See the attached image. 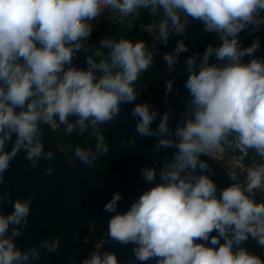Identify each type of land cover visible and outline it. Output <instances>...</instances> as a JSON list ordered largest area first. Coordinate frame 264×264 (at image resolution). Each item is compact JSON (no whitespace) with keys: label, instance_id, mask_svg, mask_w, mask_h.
<instances>
[{"label":"clouds","instance_id":"9594fccd","mask_svg":"<svg viewBox=\"0 0 264 264\" xmlns=\"http://www.w3.org/2000/svg\"><path fill=\"white\" fill-rule=\"evenodd\" d=\"M105 7L124 16L140 7H150L153 12L159 7L177 33L183 31V14L202 21L206 31L223 34L220 47L209 46L205 51L198 72L192 71L195 59L187 61L191 74L185 87L193 98L194 119L176 131L178 151L173 164L162 173L169 182L144 193L126 214L113 217L111 237L121 243L138 242L136 255L141 261L157 256L162 258L161 264H264L245 250L234 253L232 240L220 244V238L232 228L237 243L250 235L264 246V203L245 195V191L260 187L264 167L249 171L246 190L234 185L224 189L220 198L207 176H200L195 183L180 177L186 168L195 170L198 154L219 146L228 133L238 134L242 150L254 147L264 155V62H241L259 48V40L248 48L238 43L246 26L264 23L260 18L264 0H0V173L21 147L27 149L30 161L41 156L42 143H33L38 121L48 123L58 116L65 123L70 115L78 116L80 123L90 117L110 121L122 103L136 100L133 84L152 61L144 43L105 41L110 64L101 61L97 65L89 57L87 71L71 67L74 52L82 47L78 41L92 30L85 21L99 16ZM160 32L166 39L167 23L160 25ZM182 51L186 48L181 42L175 52ZM213 53L228 61L225 67L208 65ZM165 60L169 66L176 62L171 54H166ZM113 68L119 70L113 73ZM98 69L103 74L97 79L94 73ZM131 114L139 118L136 132L151 135L156 112H150L147 104H137ZM166 120L167 116L159 125L160 132L167 130ZM71 128L69 125L68 130ZM13 133L14 146L5 152ZM160 143L170 146L171 142ZM45 155L50 157L51 152ZM200 167L207 165L200 163ZM145 176L151 181L154 171L146 169ZM118 199L117 194L105 209L114 210ZM29 203L17 200L12 214L0 217V236L10 223L29 213ZM213 231L217 235H211ZM20 257L11 241L0 240V264H14ZM85 264H117V259L111 254L103 259L93 255Z\"/></svg>","mask_w":264,"mask_h":264},{"label":"water","instance_id":"95a60500","mask_svg":"<svg viewBox=\"0 0 264 264\" xmlns=\"http://www.w3.org/2000/svg\"><path fill=\"white\" fill-rule=\"evenodd\" d=\"M88 58L89 56L74 52L71 67L87 71ZM67 67L66 65L65 68ZM94 75L98 79L102 73L95 72ZM134 91L136 100L132 103H122L120 112L113 116V134L108 146V158L116 153L126 157V165L121 173L111 174L106 170L104 178L94 180L92 174L96 168L92 163L84 161L82 164H72L58 144L56 131L42 120L37 122L38 132L33 140L34 144L42 143L41 156L34 158V162L30 161L26 158L27 149L21 147L10 159L7 169L0 173V208L5 216L12 214L17 200L22 202L30 200L29 213L18 222L12 223L13 228H20L19 233L14 237L13 245L14 250L21 253V257L14 261V264L27 255H29V264H47V255L51 257L49 264H57L59 259L62 260L61 264H74L78 260V253L71 247L70 236L73 227L80 225L74 217L77 206L83 207L82 215L85 221L88 210L94 211L95 204L102 201L107 205L117 194L136 203L144 193L157 186L155 177L151 181L146 179L145 170L151 169L154 175L156 173L162 175L165 167L173 164L178 151L176 145L180 139L167 130L160 132L159 125L167 116L166 129L171 127L176 133L189 120L194 119L191 105L177 96L148 102L136 88ZM137 104H147L150 112H156L150 125L151 135L142 136L136 132L139 118L133 117L131 113ZM16 111L19 112L20 109L17 108ZM92 127L93 118L90 117L83 122V130L87 135ZM232 134L238 137L237 133ZM15 140L16 135L13 133L11 140L5 144V152L12 150ZM161 140L171 142L170 146L161 144ZM49 152L51 156L47 157L45 154ZM200 163H204L207 167L202 169ZM105 168L104 164L100 169L104 171ZM183 171L197 178L204 175L211 179L216 186L217 198H220L224 189L236 186L228 168L206 153L198 154L195 170L186 168ZM119 177L130 180L126 182L127 184L125 181L121 183L117 181ZM245 195L256 203H264L263 199L253 193L245 191ZM56 212L59 220L53 226ZM106 213L107 215H97L96 234H99L104 223L110 230V211L107 210ZM58 234L61 235L59 246L48 252L45 240L49 236L53 238ZM211 235L215 236L217 233L213 231ZM225 239L235 241L234 236L227 235L220 238V244L225 243ZM117 242L119 241L114 240L109 233L106 242L95 255L103 259L106 254L115 256L120 253L117 264H143L136 255L140 247L138 242L129 241L128 247L116 250L114 243ZM206 246L212 245L206 244Z\"/></svg>","mask_w":264,"mask_h":264},{"label":"trees","instance_id":"16d2710c","mask_svg":"<svg viewBox=\"0 0 264 264\" xmlns=\"http://www.w3.org/2000/svg\"><path fill=\"white\" fill-rule=\"evenodd\" d=\"M181 21L184 15L181 14ZM191 18V17H189ZM163 19L167 24H171V20L167 19L162 8L157 7L156 11L152 9L140 7L128 16L118 15L98 27L91 28L88 37L78 41L82 45L80 50L76 52L80 55L89 56L94 63L99 65L101 61H107L110 64L109 52L110 48L105 45V41L118 42L120 40H128L132 43L142 42L145 44L146 52L152 55V61L146 71L139 74L138 79L134 82L133 87L138 90L141 96L148 102H154L169 96H177L185 99L190 105L192 104V96L185 87L186 81L191 74L187 61L189 58L195 59V66L192 69L198 72L203 64V56L209 46L213 49L222 45V33L208 32L202 21L192 19L191 23L183 25V31L177 33L172 29L167 38L155 37L143 29V25L153 20ZM259 40V48L251 55L242 57L241 62L249 63L256 59L264 62V29L263 27L250 24L246 26L238 36V43L241 48L250 47L255 41ZM183 43L186 51L176 54L175 49L178 43ZM171 54L175 58V63L171 66L165 60V55ZM228 63L227 60H219L215 53L209 57L208 65H216L223 68ZM113 73L118 68L111 69ZM102 73L99 69L96 71ZM103 74V73H102ZM171 83V90H168V84ZM59 122V117L54 116ZM78 116L70 115L65 123L60 122V127L56 131L57 141L60 148L63 149L65 155L74 163H79L86 159H94L101 161L106 154L110 139L113 133V118L110 121L98 122L92 127L95 135H87L82 127L77 125ZM72 125L71 131L68 126ZM91 130V131H92ZM167 131L176 134L171 127H167ZM238 140V137H233ZM230 137H223L221 142H227ZM252 153L258 151L252 147L249 148ZM79 150L80 155H77ZM231 176L236 186L246 189L244 181V173L241 171H232ZM254 195V194H253ZM256 196V195H255ZM264 200V197H263ZM8 232H13V227L8 226ZM227 235L234 236L232 228L227 229ZM245 250L251 255H255L264 262L263 247L258 243L257 239L250 235L247 240L237 243L233 242V252Z\"/></svg>","mask_w":264,"mask_h":264},{"label":"flooded vegetation","instance_id":"af4514ba","mask_svg":"<svg viewBox=\"0 0 264 264\" xmlns=\"http://www.w3.org/2000/svg\"><path fill=\"white\" fill-rule=\"evenodd\" d=\"M113 134V133H112ZM111 140V139H110ZM109 146V145H108ZM109 156V150L107 148L106 154L103 157L101 161H95L94 159H83L79 163H74L71 161L72 164H82L84 161H89L92 163L93 167L96 168L93 171L92 178L94 180H97L98 178H104L106 176V170L107 172L111 174H119L124 170V166L126 165V157L123 156L122 154H114L113 157L108 158ZM105 164L106 168L100 169L103 165ZM167 166L165 167L164 171L166 170ZM154 177L157 179V185L159 184H166L169 181L166 179L162 178V175L155 174ZM180 177L186 180H191L193 183H195L196 179H198L196 176L187 173L186 171H181L180 172ZM130 179H122V178H117L118 182L125 183L128 182ZM156 183V182H155ZM127 184V183H126ZM156 187V185H155ZM127 189V188H126ZM124 197L120 196L119 199L115 203L114 210L110 211V220L115 217L116 215H123L126 214L134 204L133 200L130 199H124ZM106 204L104 202H99L94 205V211L88 210L86 220H83V207L77 206V209L75 211L74 217L78 220L80 225H76L73 227V231L71 232V247L73 250L78 253V260L75 262H80L81 261V256L82 255H88L89 259L95 255L96 251L101 248L104 243L106 242L107 236L110 233V230L108 227L104 224L101 225L100 232L99 234H96V221H97V215H107L106 209H105ZM59 220V216L56 212L55 214V219L53 226L56 225V223ZM20 230V228L18 229ZM61 235L58 234L55 237L51 238L50 236L45 240V245L47 247V251L49 252L50 250L55 249L56 247L59 246V241H60ZM130 245V242L128 243H121L117 242L114 243L115 249H124V247H128ZM120 253L116 254L115 257L116 259ZM47 264L50 263L51 257L47 255ZM139 260V259H138ZM161 257L157 256H152L149 257L148 260L142 261L143 264H146L144 262H149L150 264H161ZM61 259L58 260L57 264H61ZM74 262V263H75ZM85 262V261H84Z\"/></svg>","mask_w":264,"mask_h":264},{"label":"built area","instance_id":"2783aa9c","mask_svg":"<svg viewBox=\"0 0 264 264\" xmlns=\"http://www.w3.org/2000/svg\"><path fill=\"white\" fill-rule=\"evenodd\" d=\"M119 15H122L118 12ZM130 15V14H129ZM128 16V15H127ZM260 18H264V12L260 14ZM192 19L185 16L181 21V24L186 25L191 23ZM166 23L163 19H155L150 23L144 24L142 27L145 31L155 37H162L160 32V25ZM264 29V23L260 24ZM174 29L173 25L167 24V34ZM80 118L77 120V125L83 128V123H80ZM98 121L93 120V126H96ZM53 130L57 131L60 127V122L53 116L52 119L47 123ZM90 136L95 135V131L92 130L89 134ZM209 156L222 162L230 172L241 171L244 173V181L247 186L248 184V173L250 170L259 169L264 167V155L252 153L249 148H243L239 146V141L235 139H229L227 142L219 143V146L205 152ZM252 192L256 193L258 198L263 199L264 197V180L260 187L255 188ZM251 192V193H252ZM1 217V215H0ZM15 233V235H14ZM19 233L17 228H13V232L6 231L3 236H0V240H9L13 243L14 237ZM262 246V245H261ZM263 253H264V246ZM75 262L74 264H76Z\"/></svg>","mask_w":264,"mask_h":264},{"label":"rangeland","instance_id":"374dc122","mask_svg":"<svg viewBox=\"0 0 264 264\" xmlns=\"http://www.w3.org/2000/svg\"><path fill=\"white\" fill-rule=\"evenodd\" d=\"M118 15L119 14H118L117 10L105 7L99 16H97L96 18H94L92 20L85 21V22L88 23L91 26V28H95V27H98L101 24H104V23H106V22H108L110 20H113ZM57 135H58V138H59V134H57ZM224 137H230V138L234 139L233 137H235V135L232 134V133H228ZM256 154H260V153L257 152ZM252 193L254 195H256L255 192H252ZM0 215H1V217H4V218L8 217V216H5L2 213L1 208H0ZM10 226H12V223L9 224V227ZM236 252H238V250ZM88 260H90V259H89V256L87 254L86 255H82L81 256V261L79 263H76V264H85V262L88 261ZM17 264H29V255H27L26 257H23Z\"/></svg>","mask_w":264,"mask_h":264}]
</instances>
